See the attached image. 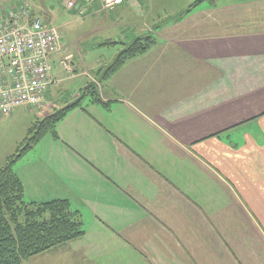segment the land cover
<instances>
[{
  "label": "crops",
  "instance_id": "obj_1",
  "mask_svg": "<svg viewBox=\"0 0 264 264\" xmlns=\"http://www.w3.org/2000/svg\"><path fill=\"white\" fill-rule=\"evenodd\" d=\"M168 1L88 8L94 32L156 41L110 79L94 73L117 55L88 76L80 46L74 74L54 61L49 112L94 82L101 99L14 166L26 203L67 200L83 223V237L42 254L60 264H264V0L202 3L182 19L197 0ZM24 113L44 116L2 118Z\"/></svg>",
  "mask_w": 264,
  "mask_h": 264
},
{
  "label": "trees",
  "instance_id": "obj_2",
  "mask_svg": "<svg viewBox=\"0 0 264 264\" xmlns=\"http://www.w3.org/2000/svg\"><path fill=\"white\" fill-rule=\"evenodd\" d=\"M217 1L197 0L189 6L186 14L202 3L215 7ZM155 43V38L151 35L135 40L116 56L110 66L97 70L96 78L99 82L110 79L130 60L147 53ZM116 44L108 41L101 46ZM87 98L94 103L101 102L97 86L91 85L84 97L71 106L50 113L35 122L28 132L29 136L19 144L16 152L8 157L6 165L0 169V264H23L33 257L84 236L83 223L69 201L26 203L24 185L15 173L14 166L47 135L58 137V124Z\"/></svg>",
  "mask_w": 264,
  "mask_h": 264
},
{
  "label": "built area",
  "instance_id": "obj_3",
  "mask_svg": "<svg viewBox=\"0 0 264 264\" xmlns=\"http://www.w3.org/2000/svg\"><path fill=\"white\" fill-rule=\"evenodd\" d=\"M124 0H105L103 10H112ZM77 2H70L76 8ZM74 72V54L62 44L61 34L34 14L29 2L0 12V117L17 109L41 110L53 83L54 61Z\"/></svg>",
  "mask_w": 264,
  "mask_h": 264
},
{
  "label": "rangeland",
  "instance_id": "obj_4",
  "mask_svg": "<svg viewBox=\"0 0 264 264\" xmlns=\"http://www.w3.org/2000/svg\"><path fill=\"white\" fill-rule=\"evenodd\" d=\"M26 1L29 2L33 6L34 14L36 17L44 20V22L48 23L50 26L56 27L59 30L61 34L62 44L66 46V48L69 49L71 53H74L75 51V53L78 54L79 46H80L81 50L83 51L82 55L84 57V64L86 65V67H83L82 70L88 69L89 67L88 65L89 64L93 65V62L96 60H100L108 65L109 63L112 62L111 59H113L115 55H118L117 54L119 53L118 51H123L132 42L137 40V39L135 40L133 39V40H129L128 42L124 43L125 39L122 37L120 32L118 33L116 31L113 32V30H106V31H100V32L93 31L91 27L94 21L91 22L92 15H90L88 12V8H90L91 5H93L95 2H99L101 5L102 12H110L116 9L114 8L112 10H107V9L103 10L102 4L104 3L105 0H0V12L3 11L4 9L18 6ZM72 1L77 2L76 8H70L69 3ZM160 1L162 0H155L154 7L156 9H157L156 4L157 5L160 4ZM167 2L169 3L170 1L167 0ZM187 10H185L183 15L178 16L177 18L182 19V16L185 17ZM95 15H96L95 18L100 19V20L106 17L105 13H103L102 15L99 13H95ZM144 37H141V38H144ZM108 41H114L117 44L113 46H104V45L101 46L102 43H105ZM94 44L95 45L99 44V46L95 49L90 48V46ZM121 45H123V47ZM84 71L86 72V75H87L88 70H84ZM69 73L74 74L75 68H74L73 73L71 72ZM95 73H94V76H95ZM78 83L80 82L77 81L76 85H78ZM92 85L97 86V82H94ZM69 104L70 103L67 100V102L63 104V106H61L62 108H60L59 106L55 110L50 111V112H49L47 105L45 104V107L40 110L44 114V116L41 117L40 120H42L46 115L50 113H55L63 109ZM40 120L36 119L34 114L30 115L27 113H24L22 116L14 118V120L0 117V155H1L0 161L1 162L3 161L2 160L3 157L12 156L15 153V152H12V151H15L14 150L15 149L14 141H16L15 138L19 136L20 134L25 133L24 130L26 131L28 127L33 126L35 122L40 121ZM28 136H29V133L26 132L24 134V140ZM49 136L51 135H47L44 139H46ZM8 150H10V152H8ZM5 165L6 163L4 162L1 163L0 169H2ZM23 264H60V257H57L54 254H50V255L45 254L38 258L36 257L33 259H29V261L27 260L23 262Z\"/></svg>",
  "mask_w": 264,
  "mask_h": 264
}]
</instances>
